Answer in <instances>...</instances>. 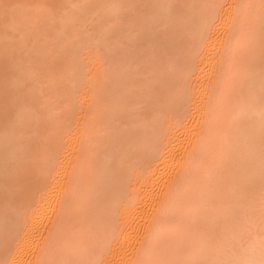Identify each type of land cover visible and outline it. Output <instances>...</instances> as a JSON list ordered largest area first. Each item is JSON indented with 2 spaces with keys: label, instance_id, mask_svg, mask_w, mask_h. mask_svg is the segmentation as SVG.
<instances>
[{
  "label": "bare ground",
  "instance_id": "bare-ground-1",
  "mask_svg": "<svg viewBox=\"0 0 264 264\" xmlns=\"http://www.w3.org/2000/svg\"><path fill=\"white\" fill-rule=\"evenodd\" d=\"M144 176L131 264H264V0H0V264H102Z\"/></svg>",
  "mask_w": 264,
  "mask_h": 264
},
{
  "label": "rangeland",
  "instance_id": "rangeland-1",
  "mask_svg": "<svg viewBox=\"0 0 264 264\" xmlns=\"http://www.w3.org/2000/svg\"><path fill=\"white\" fill-rule=\"evenodd\" d=\"M197 76V75H196ZM194 77H195V74H194ZM193 77V78H194ZM193 80V84L195 85L196 84V82L194 81V79H192ZM198 84V83H197ZM197 84L195 85V87H196V89H197ZM194 86H193V89L195 88ZM197 90H199V88L197 89ZM196 90L194 89V92H195ZM198 93H199V91H197ZM197 94H196V92H195V94L193 93V90H192V97H193V99H194V96H196ZM200 95V94H199ZM199 95H197L198 97H199ZM196 99H197V97H195ZM188 119H191L190 118V116H189V118ZM187 119V120H188ZM192 121V120H191ZM186 122V121H185ZM191 125H192V122H191ZM182 126V128H180L181 130H176V128H175V130H176V134H177V132H179V134L181 133V136L183 137L182 139H184L185 137L184 136H186L187 134H185L183 131H182V129L184 130V126L183 125H181ZM181 126H179V127H181ZM177 129H178V127H177ZM179 134H177V137H179V139H178V141H177V144L180 142L179 140H180V138H181V136L179 135ZM184 134V135H183ZM181 139V140H182ZM179 145V144H178ZM179 146L181 147V148H179ZM178 146V148H176V150L178 151V152H176L177 154L176 155H178V153L180 152H183V151H180V150H185V147L183 146V145H179ZM179 149V150H178ZM184 158V157H183ZM182 157L178 160V163H180L182 160ZM188 159V158H187ZM182 167V166H181ZM178 168V169H177ZM176 168V170H182V169H180V164L178 165V167ZM151 170H153V169H151ZM155 170V169H154ZM162 170V169H161ZM160 169H158L157 170V172L155 171H152V172H150V176L152 175L153 176V178H154V180L156 179L157 180V176H156V174L159 176H161L162 174H160V173H158V171H161ZM167 171V170H170V169H163L162 171ZM173 171L175 170V169H172ZM150 171V169H148V172ZM161 171V172H162ZM178 171L174 174L175 176L177 175V174H180V172L178 173ZM155 173V175H153L154 173ZM153 173V174H152ZM165 173V172H164ZM148 174V173H147ZM144 175V174H143ZM145 175H146V173H145ZM146 176H148V175H146ZM159 176V177H160ZM174 176V177H175ZM141 177V176H140ZM177 177V176H176ZM180 177V176H179ZM147 179H148V181L147 182H149V179L151 178L152 180H153V178L152 177H146ZM163 177L161 176V179H162ZM140 179V181L138 180V182L137 183H135V185H133V186H135V187H133V190H134V194L132 195V194H130V195H132L131 197H133L134 198V202L135 203H132V204H130V206H128V209L126 210V208L124 207L125 205H123V207L122 208H124L125 210H124V212H123V210L120 208V210H121V212H123V213H121L122 214V218L120 217V213H119V218H120V220H118L117 221V223L119 224L118 225V230H119V237H117L118 238V240H117V242L114 244L115 245V247L113 248L112 247V249H111V251L109 252V254H104V255H106V257L102 260V264H131L132 263V260H134V255L135 254H132L134 251L133 250H135L136 251V253H137V251H138V253H137V256L135 255V259H137V257L139 258V256H142V254L141 255H139L141 252H142V248L140 249V246H141V244L143 245L142 247H144L145 246V243L147 242V239H146V236H147V234L145 233V230L146 229H148L149 227H150V223H151V225H152V222H154V220H156L155 218H156V216L158 215H162V213H161V211L159 212V214H157V215H155L154 217H152L153 218V220H152V218H151V220L152 221H150V223L148 222V220L149 219H147V220H145L146 218H148V216H146L145 214H147V213H149L150 212V210L149 211H146V210H148V208L147 207H149V209H150V203H151V201L152 200H150L149 198H151V196L153 195V193H154V191H159L161 188L162 189H164V185L167 183V181L165 182V183H162L163 182V180L165 179L166 180V178H163V180H161L160 178H158V180H161V181H159L160 183H157L156 181H155V183H157V185H155V183L153 184V186H155V188H156V190L155 189H153V187H150V186H152L151 185V179H150V184L148 185L149 187H146L145 185L146 184H148L147 182H146V184L144 185V186H142L143 184H142V182L143 181H145L146 179H145V176H144V178L141 180V178H139ZM177 179V178H176ZM178 180V179H177ZM154 182V181H153ZM152 182V183H153ZM161 184H163V185H161ZM161 186V187H160ZM164 186V187H163ZM160 187V188H159ZM148 188V189H147ZM153 189L152 191L150 190V189ZM157 188L159 189V190H157ZM161 189V190H162ZM133 193V192H132ZM149 193V194H148ZM159 193L161 194V191H159ZM165 193V192H164ZM150 195V197L148 196V195ZM167 196V194L165 193V195H164V200L166 199L165 197ZM148 197V198H147ZM164 200H162V201H164ZM126 203V202H125ZM124 203V204H125ZM127 207V206H126ZM149 215V214H148ZM146 216V218H144ZM144 220V221H143ZM157 221V220H156ZM120 226V227H119ZM143 228H146V229H143ZM143 229V230H142ZM138 230H140V233L138 232ZM141 230H142V232H141ZM136 232H137V234H136ZM144 233L146 234V235H144ZM140 234V235H139ZM141 243V244H140ZM138 244H139V246H138ZM138 248H139V250H141V252L138 250ZM144 249V248H143ZM107 252V253H108ZM140 252V253H139ZM135 253V252H134ZM141 259V258H140Z\"/></svg>",
  "mask_w": 264,
  "mask_h": 264
}]
</instances>
